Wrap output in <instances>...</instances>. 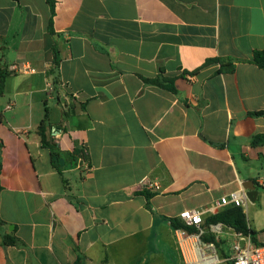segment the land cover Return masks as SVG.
I'll use <instances>...</instances> for the list:
<instances>
[{"label": "crops", "instance_id": "1", "mask_svg": "<svg viewBox=\"0 0 264 264\" xmlns=\"http://www.w3.org/2000/svg\"><path fill=\"white\" fill-rule=\"evenodd\" d=\"M51 1L54 34L47 0H0V264H153L173 249L192 264L190 248L230 264L241 236L208 210L233 192L264 242V145H251L264 116L250 115L264 68L248 63L264 0ZM18 63L35 72H8ZM159 77L174 92L143 82ZM45 111L61 174L37 133ZM183 210L203 212L202 235L183 228L179 244L169 220Z\"/></svg>", "mask_w": 264, "mask_h": 264}, {"label": "trees", "instance_id": "2", "mask_svg": "<svg viewBox=\"0 0 264 264\" xmlns=\"http://www.w3.org/2000/svg\"><path fill=\"white\" fill-rule=\"evenodd\" d=\"M47 2L50 6V18L48 21L47 30L50 34H54L53 26H52L53 24L52 19L54 16L53 2L51 0H47ZM215 61L220 63V69L218 70V73H222V72L233 73L234 72V65L231 63H226V61H229V60L217 59ZM58 62H59L58 53L55 51V65H58ZM248 63L253 64L256 67L261 68V69L264 68V50H254L252 52V58L251 60L248 61ZM5 75L6 74L4 72H0V96L3 91ZM143 82L147 85L157 86L167 91L174 92L172 81L170 79L159 77L155 79H143ZM250 115L253 117H262L264 116V110L252 112L250 113ZM0 121H1V115H0ZM48 126H49L48 115H47V111H45V115L43 119L40 121L39 126L37 128V133L40 137L41 146L50 151L51 165L57 170L59 174H61V165H60V162L58 161V154L56 152L57 147L53 143L49 142L47 135H46ZM251 145L253 146L264 145V134L253 136L251 139ZM1 147L2 145L0 143V148ZM74 154L79 155L83 159L86 157L85 156L86 154L83 153L82 149L79 150L75 148ZM64 183L66 184V182ZM143 195L145 196L147 201L151 197V194L149 193H144ZM209 221L210 223H213V224L220 223L222 225L230 227L233 229V231L236 234H239L241 236H249L253 240V242H255L256 232L249 228L242 208H239V207L227 208L223 210L222 212L214 215L212 218L209 219ZM169 222L171 226L173 227V229L186 228L188 232L194 231V230H190L187 227L182 226L175 219H170ZM4 243L16 245L18 241L15 238H5Z\"/></svg>", "mask_w": 264, "mask_h": 264}, {"label": "built area", "instance_id": "3", "mask_svg": "<svg viewBox=\"0 0 264 264\" xmlns=\"http://www.w3.org/2000/svg\"><path fill=\"white\" fill-rule=\"evenodd\" d=\"M8 72L26 74L35 72V68L28 66L26 63L13 64L7 68ZM49 84L47 88H51ZM10 106L7 107L9 109ZM85 154V150H83ZM255 184L264 189V167L261 174L256 178ZM243 195L241 192H233L226 196L216 199L208 212L217 214L219 211L230 207L243 208ZM202 211L198 210H183L178 215V221L185 227H192L197 229L196 239L199 240L202 235L201 225ZM177 234L179 244L184 240L190 239L191 236L183 228L174 229ZM241 236V235H239ZM241 244L236 242L232 247V253L228 258L230 264H264V242L254 243L249 236H241ZM212 246V244H210ZM187 256L192 261V264H204L206 262L214 261L215 257L211 254L205 253L200 248H190L187 250Z\"/></svg>", "mask_w": 264, "mask_h": 264}, {"label": "rangeland", "instance_id": "4", "mask_svg": "<svg viewBox=\"0 0 264 264\" xmlns=\"http://www.w3.org/2000/svg\"><path fill=\"white\" fill-rule=\"evenodd\" d=\"M160 255L162 256V262L156 260L153 264H180L177 252L174 249L170 251H162Z\"/></svg>", "mask_w": 264, "mask_h": 264}, {"label": "water", "instance_id": "5", "mask_svg": "<svg viewBox=\"0 0 264 264\" xmlns=\"http://www.w3.org/2000/svg\"><path fill=\"white\" fill-rule=\"evenodd\" d=\"M244 190L246 191L245 197L248 201H254V197L257 194L255 185L252 181H246L245 184L243 185Z\"/></svg>", "mask_w": 264, "mask_h": 264}]
</instances>
